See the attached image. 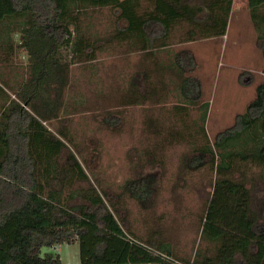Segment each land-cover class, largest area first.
I'll use <instances>...</instances> for the list:
<instances>
[{
    "label": "rangeland",
    "instance_id": "374dc122",
    "mask_svg": "<svg viewBox=\"0 0 264 264\" xmlns=\"http://www.w3.org/2000/svg\"><path fill=\"white\" fill-rule=\"evenodd\" d=\"M142 5L141 10L149 11L153 7L147 0ZM82 8L84 10L79 12L75 7L70 13L74 36L97 40L99 48L78 54L73 50L75 44L71 48L64 44L51 52L62 65L69 64L68 83L61 88L55 77L43 82L51 89H42L41 99L48 97L52 106L57 96L61 98V104L56 105V115L43 122L57 136H61L60 131L66 132L67 137L61 138L105 201L115 203L116 206H109L122 220L129 237L141 242L154 239L163 243L173 256L170 257L182 264H192L198 257L197 252L206 248L212 250L202 230L201 216L207 211L216 180L228 174L216 173V166L222 160L217 152L215 166L209 163L193 168L190 158L199 153L197 149L207 140L215 149L216 136L232 127L237 115L256 97L258 85L264 82L261 47L264 28L261 30L255 23L248 0H233L225 35L180 42L178 37H185L190 27L185 22L175 27L168 45L148 52L138 49L132 40H108L116 27L126 25V20L118 19L116 8ZM76 15L78 18H74ZM19 22H23V18L0 23V85L3 86L0 118L33 74V54L24 42L28 33ZM182 49H189L196 58L197 65L191 74L201 81L199 105L185 101L175 81L179 78L171 71L156 70L158 59L165 65L171 64L174 54ZM53 64L49 62L50 69ZM151 66L157 81H167L160 92L164 90L162 97L157 96V101L125 104L124 95L129 92L132 77ZM205 102L209 107L203 123L202 104ZM258 141L261 143V139ZM238 143V147L242 144L239 149L245 152L255 146L254 140L248 143L239 140ZM67 151L65 148L54 158L53 164L59 172L62 167L69 168ZM210 156L205 154L206 160ZM237 160L240 166L241 159ZM149 173L159 177L158 190L143 206L123 192V186L128 180ZM243 174L248 178L251 208L258 212L264 205V165L243 162L231 176L241 179ZM90 184L77 177L66 181L61 198L63 204L68 207L89 205L95 209L82 197ZM41 251L42 254H59L65 264H81L78 240L43 246Z\"/></svg>",
    "mask_w": 264,
    "mask_h": 264
},
{
    "label": "trees",
    "instance_id": "16d2710c",
    "mask_svg": "<svg viewBox=\"0 0 264 264\" xmlns=\"http://www.w3.org/2000/svg\"><path fill=\"white\" fill-rule=\"evenodd\" d=\"M143 1L0 0V23L23 18L19 24L28 33L24 42L34 58L33 74L0 118V264H65L59 254H42L41 248L75 240L80 243L81 264H182L162 254L172 256L163 243L154 239L143 243L128 236L122 220L109 206L115 203L105 201L61 138L67 137L66 132L60 131L61 136H57L43 122L56 115V105L61 104L59 96L52 106L48 97L40 98L42 89H51L45 83L51 77L57 79L61 88L68 83L69 64L62 65L51 52L64 44L70 48L75 44L73 50L78 54L99 48L97 40L75 38L69 21L75 7L79 12L84 10L83 6L116 8L118 19L126 20V25L116 27L108 40H132L138 49L152 52L168 45L175 27L185 22L190 27L185 37H178L180 42L225 35L233 4V0H147L153 5L148 11L141 10ZM248 4L255 23L263 30L264 0H248ZM261 38L264 40V36ZM261 47L264 54V42ZM50 61L54 63L53 69L49 68ZM155 65L156 70L171 71L179 78L175 81L188 104L199 105L202 85L191 74L197 65L192 51L182 49L174 54L171 64L165 65L158 59ZM139 71L132 77L130 95H124L125 104L157 101V96L160 98L164 93V90L160 92L167 81H157L152 66ZM25 105L32 106L31 110ZM202 105L201 120L205 123L209 103ZM239 140L242 143L254 140L255 146L245 152L239 149L242 147V144L238 147ZM65 148L69 168L62 167L59 172L53 162ZM197 150L199 153L190 158L193 168L209 163L215 166L217 152L222 160L216 166V173L220 176L226 173L228 177L216 180L207 211L201 216L202 230L212 250L197 252L198 257L192 264H264V205L255 212L251 208L248 178L244 174L241 179L231 176L243 162L264 165V82L258 85L256 97L247 109L237 115L234 125L216 136L215 149L207 140ZM205 154L212 156L206 160ZM237 159H241L240 166ZM72 177L91 183L82 197L95 209L89 205L63 204V188ZM158 179L155 173H149L128 180L123 192L144 206L158 190Z\"/></svg>",
    "mask_w": 264,
    "mask_h": 264
},
{
    "label": "built area",
    "instance_id": "2783aa9c",
    "mask_svg": "<svg viewBox=\"0 0 264 264\" xmlns=\"http://www.w3.org/2000/svg\"><path fill=\"white\" fill-rule=\"evenodd\" d=\"M131 238V237H130ZM133 240H135V239H133ZM137 241V240H136ZM166 258H168V259H170V260H173V261H175L176 263H180V262H178L177 260H175L174 258H172V257H170L169 255H166V254H164V253H162Z\"/></svg>",
    "mask_w": 264,
    "mask_h": 264
},
{
    "label": "crops",
    "instance_id": "0c3cea01",
    "mask_svg": "<svg viewBox=\"0 0 264 264\" xmlns=\"http://www.w3.org/2000/svg\"><path fill=\"white\" fill-rule=\"evenodd\" d=\"M76 241V240H75ZM138 241V240H137ZM138 242H141V241H138Z\"/></svg>",
    "mask_w": 264,
    "mask_h": 264
}]
</instances>
